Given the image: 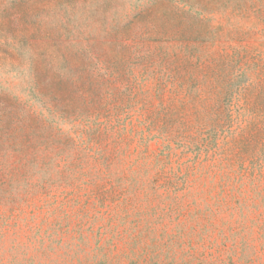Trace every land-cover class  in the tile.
<instances>
[{"label": "rangeland", "instance_id": "obj_1", "mask_svg": "<svg viewBox=\"0 0 264 264\" xmlns=\"http://www.w3.org/2000/svg\"><path fill=\"white\" fill-rule=\"evenodd\" d=\"M0 264H264V0H0Z\"/></svg>", "mask_w": 264, "mask_h": 264}]
</instances>
